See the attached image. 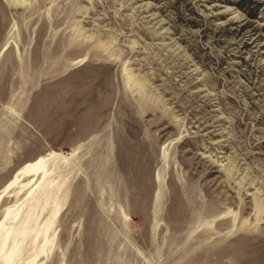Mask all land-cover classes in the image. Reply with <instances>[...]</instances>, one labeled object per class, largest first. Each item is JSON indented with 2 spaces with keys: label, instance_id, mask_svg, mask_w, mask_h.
Here are the masks:
<instances>
[{
  "label": "rangeland",
  "instance_id": "obj_1",
  "mask_svg": "<svg viewBox=\"0 0 264 264\" xmlns=\"http://www.w3.org/2000/svg\"><path fill=\"white\" fill-rule=\"evenodd\" d=\"M0 264H264V0H0Z\"/></svg>",
  "mask_w": 264,
  "mask_h": 264
},
{
  "label": "bare ground",
  "instance_id": "obj_2",
  "mask_svg": "<svg viewBox=\"0 0 264 264\" xmlns=\"http://www.w3.org/2000/svg\"><path fill=\"white\" fill-rule=\"evenodd\" d=\"M35 169L33 168V167H28V168H26V171L25 172H29V173H31V172H33Z\"/></svg>",
  "mask_w": 264,
  "mask_h": 264
}]
</instances>
